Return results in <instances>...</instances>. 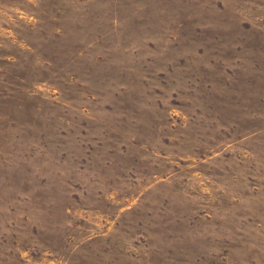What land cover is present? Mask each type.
<instances>
[{"label": "rangeland", "instance_id": "374dc122", "mask_svg": "<svg viewBox=\"0 0 264 264\" xmlns=\"http://www.w3.org/2000/svg\"><path fill=\"white\" fill-rule=\"evenodd\" d=\"M0 264H264V0H0Z\"/></svg>", "mask_w": 264, "mask_h": 264}]
</instances>
